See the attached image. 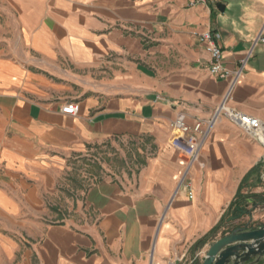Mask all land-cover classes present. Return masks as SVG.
I'll return each mask as SVG.
<instances>
[{
    "label": "crops",
    "instance_id": "1",
    "mask_svg": "<svg viewBox=\"0 0 264 264\" xmlns=\"http://www.w3.org/2000/svg\"><path fill=\"white\" fill-rule=\"evenodd\" d=\"M190 2L0 0V264H202L264 225V144L227 116L190 168L193 197L177 191L172 120L210 116L231 85L200 32H220L229 69L249 56L228 103L264 122V0ZM109 142L123 167L58 202L67 159ZM238 203L252 216L230 219Z\"/></svg>",
    "mask_w": 264,
    "mask_h": 264
},
{
    "label": "built area",
    "instance_id": "2",
    "mask_svg": "<svg viewBox=\"0 0 264 264\" xmlns=\"http://www.w3.org/2000/svg\"><path fill=\"white\" fill-rule=\"evenodd\" d=\"M222 0H191L190 4H214L219 5ZM221 34L218 31L204 30L198 34L199 42L210 54L209 73L211 76L220 79H230V89L224 96L214 112L205 118H199L193 122L187 121L184 111H179L171 122L172 137L171 145L179 152L186 162L184 173L180 179L177 191L181 188L187 189L189 198L194 195L193 186L189 177V171L193 164L199 162L201 148L210 136L216 122L227 116L238 124L244 131L254 139L264 144V122L257 116L244 112L228 103L231 90L242 79L243 70L249 56L241 60L236 69H229L223 63L222 47L218 42ZM260 37L257 38V40ZM256 40V41H257ZM264 41V37L261 38ZM62 111L69 114H76L79 105L75 101L67 102Z\"/></svg>",
    "mask_w": 264,
    "mask_h": 264
},
{
    "label": "rangeland",
    "instance_id": "3",
    "mask_svg": "<svg viewBox=\"0 0 264 264\" xmlns=\"http://www.w3.org/2000/svg\"><path fill=\"white\" fill-rule=\"evenodd\" d=\"M127 148L123 145H113L105 143L88 148L83 153L73 154L63 165L58 178L57 188L61 199L58 202L66 204V198L71 201L80 197L81 192L89 188L102 176L117 172L119 167H123L121 152ZM58 204V203H57ZM259 212L264 221V204ZM204 244V243H202Z\"/></svg>",
    "mask_w": 264,
    "mask_h": 264
},
{
    "label": "water",
    "instance_id": "4",
    "mask_svg": "<svg viewBox=\"0 0 264 264\" xmlns=\"http://www.w3.org/2000/svg\"><path fill=\"white\" fill-rule=\"evenodd\" d=\"M255 207L236 204L230 219L252 216ZM264 258V225L241 227L213 241L202 257V264H259Z\"/></svg>",
    "mask_w": 264,
    "mask_h": 264
}]
</instances>
